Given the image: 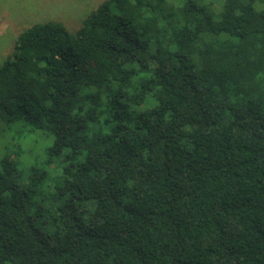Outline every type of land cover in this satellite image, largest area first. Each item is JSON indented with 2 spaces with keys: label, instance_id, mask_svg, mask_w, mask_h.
<instances>
[{
  "label": "trees",
  "instance_id": "16d2710c",
  "mask_svg": "<svg viewBox=\"0 0 264 264\" xmlns=\"http://www.w3.org/2000/svg\"><path fill=\"white\" fill-rule=\"evenodd\" d=\"M11 47L0 122L49 142L0 157V264H264V0H102Z\"/></svg>",
  "mask_w": 264,
  "mask_h": 264
},
{
  "label": "rangeland",
  "instance_id": "374dc122",
  "mask_svg": "<svg viewBox=\"0 0 264 264\" xmlns=\"http://www.w3.org/2000/svg\"><path fill=\"white\" fill-rule=\"evenodd\" d=\"M102 0H0V63L10 54L11 45L24 28L34 22L56 19L70 31L76 30L81 19ZM5 126V127H4ZM3 129V131H2ZM49 138L29 127L0 122V157L9 155L16 162V178L21 180L22 163L28 160L41 165ZM40 157L42 159H40ZM52 166V165H51ZM53 175V172L51 173Z\"/></svg>",
  "mask_w": 264,
  "mask_h": 264
}]
</instances>
